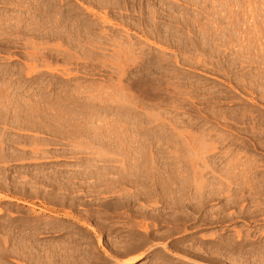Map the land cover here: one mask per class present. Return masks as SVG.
I'll list each match as a JSON object with an SVG mask.
<instances>
[{"label":"rangeland","instance_id":"1","mask_svg":"<svg viewBox=\"0 0 264 264\" xmlns=\"http://www.w3.org/2000/svg\"><path fill=\"white\" fill-rule=\"evenodd\" d=\"M26 1L23 0L24 3ZM28 1L26 4L22 3L25 6L19 7H17V3L0 2V17L4 15V17L12 18L14 16V19L17 17L16 20H18V18L22 19V15H25L22 25H19L20 28L18 27L17 31L7 23L6 26L3 25V30L0 29V136L2 137L0 140L3 142V149L10 151L9 155H12V158L6 163L0 158L2 161V163L0 161V236L1 232L3 234L6 229L11 227L10 223L17 226L18 228L15 229L19 231L20 223L54 219L58 222H65L69 228L77 227V233L71 235L72 231L69 233L65 230L58 234L50 230L49 232L52 233L50 236L48 231H45L44 234L41 229L38 236L35 237L37 241L39 240L38 242L51 239L60 241L67 238L68 235L75 238L76 234L78 236L75 238L76 241L78 240L77 243L81 241L80 244L83 247L86 242V246L88 244L94 246L96 255L98 253L102 256H99L101 259L98 258L101 264H123L124 260L138 256L143 252L148 254V257L138 264L186 263L178 261V257L187 262L194 261L197 264H233L229 260L230 257L241 264H264L262 263L264 256L260 257L259 254H256L258 252H254L256 256L253 254L254 249L264 250V198H262L263 196L259 197L264 195V99H262L264 98V0H123L119 6L115 5L114 0H109L110 4L103 6L96 4L97 0H94L95 2L93 0H58L71 14H79V24L83 25L81 35H79L76 31L78 24L71 20L69 26L66 27L68 30L65 28L66 34L69 33V36L64 38L50 34L54 30L51 23L45 25L34 35H30V33L33 34L32 28H34L33 25H30L33 22L31 16L34 15V11L31 10L36 3L34 0ZM32 3L34 4L30 7ZM27 14L29 15L26 16ZM13 22L15 23V20ZM8 26L10 28H7ZM28 32L30 33L28 34ZM41 32L46 36H42ZM127 48V51L135 48L132 51V53L135 51V56L132 53V58L130 55L128 56L130 53L127 54L124 51ZM123 52L127 54H124L125 58L120 57ZM98 94L100 96H97ZM110 94L111 97H109ZM102 95L104 97L106 95L109 99L107 97L103 99ZM112 95L114 96L112 97ZM60 101L61 103L58 104ZM99 125L103 126L102 130L106 129L105 131L100 130L104 133H102L103 136L108 134L112 138L101 137V132H97ZM110 131L111 133H109ZM112 132L115 135H112ZM100 137L103 139V143L105 141L104 144ZM131 137L132 141H129ZM9 138L13 139L12 143ZM4 139L7 140H5L6 143ZM36 139L38 142L42 139L46 143H38ZM111 139L119 140L117 141L119 145L116 146V143L114 146L116 141L110 142ZM198 139L201 144L200 141L195 142ZM120 140L121 143L125 140L133 144H136L134 141L137 140V149L134 148L136 146L130 147L132 144L129 142L125 144L124 141L121 144ZM141 140L143 143H140ZM8 141L10 142L7 144ZM14 142L15 144H13ZM188 142L197 145L192 144L191 146ZM202 142L204 143L202 144ZM112 143H114L113 147L107 145ZM211 143L215 144L216 150H210L207 153V149H215L212 148ZM187 144L190 146L186 147ZM120 145L121 147H119ZM125 145L130 146L127 148ZM139 146L143 151L145 150L146 157L143 151H140ZM0 147L2 146L0 145ZM97 147L104 149L105 152L108 148L109 153L107 151L105 156L104 151L100 149L103 151V155ZM118 147L119 149L123 147L122 150L118 149L119 153L116 149ZM37 148L40 149V153ZM125 148L129 151L132 148L133 151L129 152ZM0 149L4 152L2 148ZM135 150L137 154L133 153ZM97 151L101 153V157H97L99 156L95 154ZM123 151L125 154L127 153V157ZM39 154L41 155L39 156ZM130 154L131 156L137 155V159L134 157L135 155L131 157ZM142 155L146 161L141 159ZM198 155L199 157H196ZM42 156L44 158H41ZM124 157H129L128 159L131 160L134 158V161L142 160L141 162L145 163L147 166V168H143L145 178L150 173L149 178L144 179L146 184L142 181L137 183L133 179L134 183H131L135 184L134 186L138 184L137 186L140 187L136 186L135 189L132 185L133 189L130 182L125 181L124 183L123 181L125 185L130 184L126 186V189L119 181L118 183L121 185L114 183L118 184L116 188L115 186L109 188L112 186L113 178L126 177L127 170L133 168L130 165L125 167L128 159L125 161ZM233 157L236 159L240 157V159L235 161ZM241 158L244 162L246 161V165H249L252 160L255 162L251 165L255 163L260 165L250 166L249 171L244 167L242 168L244 171L240 169L241 171L238 172L240 175H237L235 168L232 173H236H233V179L236 176L237 181L235 179V183L230 179L228 185L232 184L229 187L227 177L223 178L222 173L224 174L226 170L225 175H227L229 168L231 172L235 166L233 162L230 163L231 159L240 166ZM20 159L21 161H19ZM194 159L197 166L193 165ZM12 160L15 162L13 161V163ZM120 160L123 164L119 162ZM242 160L240 167L245 166ZM4 164L6 165L3 166ZM206 165H209L208 168ZM238 166L236 165L239 171L240 167L238 168ZM253 167L254 169H252ZM121 168H123L124 174ZM136 168L139 167L136 166ZM136 168L129 172H136ZM202 168H204L203 171ZM99 171L102 173L99 174ZM252 171L257 173L260 179L257 175L253 177L255 174L253 175ZM111 172L114 173L111 174ZM241 172H244L243 175ZM151 173L153 174L151 175ZM200 173L202 177H200ZM102 174H106V178L110 179L107 182L111 185L106 183V187L104 186V182L101 180ZM107 174L109 175L107 176ZM154 174L157 176H153ZM195 174L200 178L197 179L198 181H196ZM158 176L164 178H160L161 183L158 181ZM242 176L248 178L247 180L250 176L253 178L251 177L252 179L250 178L249 181L238 178H245ZM152 177L158 178L156 180ZM169 178H172L173 180H171L175 184L166 180ZM255 178L258 179L257 182ZM222 179L227 181H222ZM23 180L25 181L23 182ZM201 180L204 186H200V184L203 185ZM242 180L244 183L239 184L243 182ZM163 181H166L165 185L162 184ZM245 181H247L246 186ZM259 182H262L260 183L262 185H259ZM147 183L149 186L152 184L154 186L148 188ZM225 184L228 186L227 188ZM233 184L235 185L232 186ZM238 184L239 188L236 189ZM252 184L259 185L260 188L252 186ZM221 185L223 190L225 189V196L226 194L227 196L234 195L225 197L223 193H219L222 190ZM250 185L252 188L255 186L256 189L253 190ZM32 186H35V189ZM162 186L166 187L165 189L169 187V189L164 191ZM153 187L154 189L151 190ZM247 187L252 189L251 193ZM36 188L39 190L36 191ZM137 188H143V194ZM144 188L150 191L147 189L145 191ZM258 189L262 191L256 200L252 197L254 195L252 192L258 191ZM171 190L172 192L176 190V193L172 194ZM212 190L215 194L217 192L221 195L216 194L218 195L216 196L211 192ZM236 190L242 191L241 193H244L245 196ZM118 191L121 192V195ZM134 191L136 193H133ZM196 191L197 193H195ZM229 191L230 194H228ZM128 192L129 197L135 194L136 201L133 199L134 197L131 198L134 203L131 202L132 204L125 207L124 203L127 202L126 193ZM146 192H150L151 196ZM137 193L142 194V197ZM181 193L184 194L182 197ZM239 193L242 196L238 195ZM144 194L154 199L151 201V199L145 198ZM159 194L161 195L159 196ZM176 194L177 196H175ZM122 195L126 198H120ZM173 195L172 201L176 199L177 203L173 201L176 205L169 200ZM213 196L218 199L215 198V200ZM197 197L203 198H200L199 202ZM208 197L213 199H209L211 202L208 200L205 203ZM231 197L232 203L237 199L239 201L235 202L238 203H229L231 201L227 199L230 200ZM194 198L201 204H198ZM202 199L204 202L201 201ZM254 199L257 202L253 201L256 205L252 202ZM173 204L175 208H172ZM178 204L182 206L179 207ZM188 206H191L194 211H191V207ZM182 207L184 209L181 210ZM175 211L178 214H175ZM180 216L183 217V220ZM177 217L178 222L173 220ZM81 223L93 225L96 233H90L91 238H89V233L86 234L87 229L83 228ZM141 228L143 229L141 230ZM31 231L33 232V229ZM40 233L41 236H39ZM212 234L214 235L213 242L210 239H205ZM98 236H101L100 244ZM83 237H86L85 240ZM221 240L231 245V247L229 246L230 257L211 254L209 257L206 249H203L204 252L200 251L201 254L198 253L201 258L194 254V248L201 245L207 246L210 242L213 245H218ZM104 249L110 253L109 258ZM184 251L188 253H184ZM162 256L165 260H162ZM12 259L9 261L11 262ZM17 260L22 264L25 261L18 257ZM98 260L96 264L100 263Z\"/></svg>","mask_w":264,"mask_h":264},{"label":"bare ground","instance_id":"2","mask_svg":"<svg viewBox=\"0 0 264 264\" xmlns=\"http://www.w3.org/2000/svg\"><path fill=\"white\" fill-rule=\"evenodd\" d=\"M28 1V0H27ZM26 1V2H27ZM30 1V0H29ZM28 1V2H29ZM35 1V2H34ZM33 2L34 3H36V5L34 6V7H32V10L31 11H34V15L33 16H31L32 17V19L33 20H31V21H33L32 23H31V21L29 22V23H31L30 25H33L34 26V28H32L33 29V34H31L30 32H28V34L30 33V35H34V33H37V32H39L41 29H43V27H45V25H47V24H50L51 23V25H53V29L54 30H52V32L50 33L52 36H59L60 38L62 37V38H64V37H66V36H69V33H67L66 34V30H65V28L66 27H68L69 26V24H70V22H71V20H72V22H76L78 25H76V26H78V27H76V31L78 32V34L79 35H81V30L83 29L82 28V26L79 24L80 23V15L79 14H71V12H69L67 9H65L64 8V5H62V2L61 1H58V0H34ZM81 1H85V0H81ZM94 1V0H93ZM96 1V0H95ZM94 1V2H95ZM123 0H114V3H115V5H117V6H119V5H121V2H122ZM0 2H4V3H9V2H12L13 4H18V6L17 5H14V6H17V7H19V6H22L23 4L22 3H24L23 2V0H0ZM26 2L24 3V4H26ZM31 2H32V0H31ZM113 2V1H112ZM34 3H32L31 5H30V7L34 4ZM100 4V5H109L110 4V2H109V0H97L96 1V4ZM3 4V3H2ZM13 4H11V5H13ZM180 4V3H179ZM10 5V4H9ZM29 5V4H28ZM100 5H98V6H100ZM23 6H25V5H23ZM23 8V7H22ZM70 8V7H69ZM103 10V9H102ZM22 11V10H21ZM78 11V10H77ZM24 12V11H23ZM82 13V12H81ZM29 14H31V13H29ZM29 14H27L26 16H28ZM21 16V15H20ZM19 16V17H20ZM23 17L25 16V15H22ZM22 17V19H24ZM31 17H29V18H31ZM86 18V17H85ZM102 18V17H101ZM17 19V17L14 19V16L11 18V17H9V16H5L4 17V15H3V17H0V29L2 28V30H3V25H5L6 26V23L7 24H9L10 26H12L14 29H15V31H17L16 29L19 27V25H22L21 23H22V19L21 18H18V20H16ZM26 19V18H25ZM104 20H105V18H103ZM15 20V23L13 24L12 23V21H14ZM28 20V19H27ZM30 20V19H29ZM176 20V19H175ZM25 21V20H24ZM25 22H27V21H25ZM82 22H83V20H82ZM24 23V22H23ZM28 24V23H27ZM72 25V24H71ZM11 27V28H12ZM23 27H24V25H23ZM75 27V26H74ZM7 28H10L9 26L7 27ZM12 28V29H13ZM20 28V27H19ZM22 28V27H21ZM31 28V27H30ZM12 29H11V31H12ZM29 29V28H28ZM67 30H68V28H66ZM25 30V29H24ZM208 30V29H207ZM14 31V30H13ZM14 31V32H15ZM48 31V30H47ZM94 31V30H93ZM2 32V31H1ZM202 32V31H201ZM24 33H25V31H24ZM42 33V36H46L45 34H43V32H41ZM200 33V32H199ZM2 34H4L3 32H2ZM26 34V33H25ZM27 34V35H28ZM209 34V33H208ZM228 34V33H227ZM20 35V34H19ZM41 35V34H40ZM48 35V34H47ZM207 35V34H206ZM214 35V34H213ZM69 38V37H68ZM179 38V37H178ZM220 38V37H219ZM224 38V37H223ZM77 39V38H76ZM204 39V38H203ZM249 40V39H248ZM251 41V40H250ZM246 42V41H245ZM201 43V42H200ZM250 43V42H249ZM44 44V43H43ZM198 44V43H197ZM259 45V44H258ZM50 47V46H49ZM133 47V46H132ZM260 47V46H259ZM37 48V47H36ZM35 48V49H36ZM48 48V47H47ZM129 48H130V46H129ZM51 49V48H50ZM57 49V48H56ZM60 49V48H59ZM135 49V48H134ZM134 49H131L130 51H127L128 50V48L127 49H124V51H126V53L128 54V53H130V54H128V56L130 55L131 56V58H132V56L134 55L135 56V54H134V52L132 53V51L134 50ZM258 49V48H257ZM69 51V50H68ZM36 52V51H35ZM35 52H34V54H35ZM122 52V51H121ZM120 52V53H121ZM133 55H132V54ZM39 54V53H38ZM37 54V56H39ZM124 52L122 53V56H121V54H120V57H123L124 56ZM127 54H125V55H127ZM262 54V53H261ZM34 56V55H33ZM32 56V57H33ZM36 56V55H35ZM91 56H93V55H91ZM180 56V55H179ZM31 57V58H32ZM35 58H37V57H35ZM123 58H125V57H123ZM119 59H121V58H119ZM256 59V58H255ZM123 60V59H122ZM245 60V59H244ZM33 61V60H32ZM124 61V60H123ZM189 61V60H188ZM249 62V61H248ZM252 62V61H251ZM157 63V62H156ZM116 64V63H115ZM168 64V63H167ZM246 64V63H245ZM47 65V64H46ZM119 65V64H118ZM186 65V64H185ZM254 65V64H253ZM40 66V65H39ZM120 66V65H119ZM132 66H133V64H132ZM124 67V66H123ZM128 67V66H127ZM158 68V67H157ZM250 69V68H249ZM257 69V68H256ZM121 70V69H120ZM143 70V69H142ZM166 70V69H165ZM175 71V70H174ZM29 72V71H28ZM32 73V72H31ZM35 73V72H34ZM124 73V72H123ZM127 73V72H126ZM123 75H125V74H123ZM155 75V74H154ZM164 75V74H163ZM104 76V75H103ZM69 77V76H68ZM153 77V76H152ZM107 78V77H106ZM120 78V77H119ZM160 78V77H159ZM248 78V77H247ZM120 79H122V78H120ZM135 79V78H134ZM138 80V79H137ZM146 80V79H145ZM48 81V80H47ZM79 81V80H78ZM135 81V80H134ZM141 81V80H140ZM58 82V81H57ZM112 82V81H111ZM175 82V81H174ZM241 82V81H240ZM249 82V81H248ZM12 83V82H11ZM146 85V84H145ZM163 85V84H162ZM169 85V84H168ZM47 86V85H46ZM120 86H121V84H120ZM119 86V87H120ZM147 86V85H146ZM161 86V85H160ZM169 87V86H168ZM247 87V86H246ZM245 87V88H246ZM8 88V87H7ZM140 88V87H139ZM253 88V87H252ZM45 89V88H44ZM67 89V88H66ZM82 89V88H81ZM109 89V88H108ZM147 89V88H146ZM169 89V88H168ZM182 89V88H181ZM54 90V89H53ZM107 90V89H106ZM130 90V89H129ZM151 90V89H150ZM170 90V89H169ZM174 90V89H173ZM183 90V89H182ZM247 90V89H246ZM109 91V90H108ZM116 91H118V90H116ZM149 91V90H148ZM250 91V90H249ZM86 92V91H85ZM125 92V91H124ZM179 92V91H178ZM4 93V92H3ZM104 93V92H103ZM120 93V92H119ZM134 93V92H133ZM140 93V92H139ZM206 93V92H205ZM208 93V92H207ZM77 94V93H76ZM109 94V93H108ZM113 94V93H112ZM144 94V93H143ZM154 94V93H153ZM6 95H7V93H6ZM10 95V94H9ZM127 95V94H126ZM128 95H130V94H128ZM186 95V94H185ZM264 95V94H263ZM97 96H100L99 94L97 95ZM103 96V95H102ZM109 96V95H108ZM114 95H112V97H113ZM118 96V95H117ZM121 96V95H120ZM119 96V97H120ZM146 96V95H145ZM188 96V95H187ZM24 97V96H23ZM37 97V96H36ZM77 97V96H76ZM106 95H105V97L103 96V99L105 98L106 99ZM109 97H111V94H110V96ZM109 97H107V99H109ZM129 97V96H128ZM127 97V98H128ZM137 97V96H136ZM100 98H102V97H100ZM99 98V99H100ZM116 98V97H115ZM121 98V97H120ZM189 98V97H188ZM194 98V97H193ZM216 98V97H215ZM262 98V97H261ZM53 99V98H52ZM94 99V98H93ZM102 99V100H103ZM139 99H141V98H139ZM211 99V98H210ZM262 99H264V98H262ZM261 99V100H262ZM70 100V99H69ZM198 100V99H197ZM37 101V100H36ZM88 101V100H87ZM105 101V100H104ZM116 101V100H115ZM172 101V100H171ZM263 101V100H262ZM73 102V101H72ZM99 102H100V100H99ZM212 102V101H211ZM258 102V101H257ZM7 103V102H6ZM58 103V102H57ZM61 103V101L58 103V104H60ZM88 103V102H87ZM110 103V102H109ZM112 103V102H111ZM115 103V102H114ZM127 103V102H126ZM55 104V103H54ZM129 104V103H128ZM11 105V104H10ZM27 105V104H26ZM51 105V104H50ZM64 105V104H63ZM77 105V104H76ZM103 105V104H102ZM115 105H117V104H115ZM110 106V105H109ZM131 106V105H130ZM129 106V107H130ZM138 106V105H137ZM149 106V105H148ZM169 106V105H168ZM90 107V106H89ZM108 107V106H107ZM120 107V106H119ZM62 108V107H61ZM132 108V107H131ZM66 109V108H65ZM83 109V108H82ZM99 109V108H98ZM109 109V108H108ZM108 109H106V110H108ZM123 109V108H122ZM145 109V108H144ZM92 110V109H91ZM131 110V109H130ZM248 110V109H247ZM9 111V110H8ZM103 111V110H102ZM142 111V110H141ZM239 111V110H238ZM40 112V111H39ZM51 112V111H50ZM96 112V111H95ZM100 112V111H99ZM221 112V111H220ZM233 112V111H232ZM106 113V112H105ZM115 113V112H114ZM149 113V112H148ZM22 114V113H21ZM116 114V113H115ZM126 114V113H125ZM136 114V113H135ZM169 114V113H168ZM5 115V114H4ZM57 115V114H56ZM55 115V116H56ZM92 115V114H91ZM98 115V114H97ZM100 115V114H99ZM106 115V114H105ZM111 115H113V114H111ZM132 115V114H131ZM145 115V114H144ZM214 115V114H213ZM84 116V115H83ZM242 116V115H241ZM4 117V116H3ZM33 117V116H32ZM104 117V116H103ZM106 117V116H105ZM108 117V116H107ZM106 117V118H107ZM142 117V116H141ZM152 117V116H151ZM163 117V116H162ZM102 118V117H101ZM111 118V117H110ZM114 118V117H113ZM40 119V118H39ZM86 119V118H85ZM100 119V118H99ZM214 119V118H213ZM33 120V119H32ZM116 120V119H115ZM224 120V119H223ZM232 120V119H231ZM65 121V120H64ZM84 121V120H83ZM129 121V120H128ZM160 121V120H159ZM169 121V120H168ZM5 122V121H4ZM58 122V121H57ZM103 122H104V120H103ZM107 122V121H106ZM115 122V121H114ZM173 122V121H172ZM219 122V121H218ZM33 123V122H32ZM74 123V122H73ZM138 123V122H137ZM220 123V122H219ZM10 124H11V122H10ZM64 124V123H63ZM89 124V123H88ZM87 124V125H88ZM163 124V123H162ZM38 125V124H37ZM67 125V124H66ZM69 125V124H68ZM96 125V124H95ZM105 125H106V123H105ZM227 125V124H226ZM262 125V124H261ZM20 126H21V124H20ZM76 126V125H75ZM75 126H73V127H75ZM83 126V125H82ZM93 126V125H92ZM100 127H99V130L97 131V132H101V131H105L106 129H105V127H104V129L105 130H102V128H103V126H101V125H99ZM158 126V125H157ZM176 126V125H175ZM6 127V126H5ZM9 127V126H8ZM26 127V126H25ZM98 127V126H97ZM102 127V128H101ZM118 127V126H117ZM126 127V126H125ZM133 127V126H132ZM28 128V127H27ZM47 128V127H46ZM112 128V127H111ZM110 128V129H111ZM115 128V127H114ZM160 128V127H159ZM254 128V127H253ZM21 129V128H20ZM51 129V128H50ZM59 129V128H58ZM78 129V128H77ZM90 129V128H89ZM92 129H94L93 127H92ZM116 129H118V128H116ZM165 129V128H164ZM23 130H25V129H23ZM56 130V129H55ZM71 130V129H70ZM81 130V129H80ZM95 130H96V127H95ZM95 130H93V131H95ZM101 130V131H100ZM140 130V129H139ZM145 130V129H144ZM189 130V129H188ZM253 130V129H252ZM258 130V129H257ZM27 131V130H26ZM58 131V130H57ZM89 131V130H88ZM111 131H113V130H111ZM111 131L109 132V133H111ZM116 131V130H115ZM161 131V130H160ZM176 131V130H175ZM183 131V130H182ZM78 132V131H77ZM97 132H95V133H97ZM108 132V131H107ZM117 132V131H116ZM115 132V133H116ZM119 132H120V130H119ZM163 132V131H162ZM94 133V132H93ZM92 133V134H93ZM103 132H101V135H100V133H99V135L101 136V137H103L104 138V136H108V134L107 135H104L103 136V134H102ZM121 133V132H120ZM139 133V132H138ZM186 133V132H185ZM73 134V133H72ZM142 134V133H141ZM156 134V133H155ZM178 134H179V132H178ZM181 134V133H180ZM184 134V133H183ZM254 134V133H253ZM90 135V134H89ZM112 135H115V134H113V132H112ZM137 135V134H136ZM188 135V134H187ZM186 135V136H187ZM96 136H98V135H96ZM95 136V137H96ZM116 136H119V135H116ZM133 136V135H132ZM184 136V135H183ZM200 136V135H199ZM219 136V135H218ZM264 136V135H263ZM1 137V136H0ZM4 137V136H3ZM71 137V136H70ZM89 137V136H88ZM100 137V138H101ZM108 137H111V135L110 136H108ZM115 137V136H114ZM135 137V136H134ZM146 137V136H145ZM150 137V136H149ZM172 137V136H171ZM179 137V136H178ZM216 137V136H215ZM255 137V136H254ZM2 138V137H1ZM106 138V137H105ZM112 138V137H111ZM140 138V137H139ZM143 138V137H142ZM181 138H182V136H181ZM188 138V137H187ZM191 138H192V136H191ZM220 138V137H219ZM10 139V138H9ZM91 139V138H90ZM118 139V138H117ZM120 139H121V137H120ZM217 139V138H216ZM6 139H4V141H5ZM7 140H8V138H7ZM6 140V141H7ZM34 141H35V139H33ZM32 140V141H33ZM37 140V139H36ZM107 140H108V138H107ZM112 140L115 142V144L114 143H112V144H107V145H109L110 147H113V144H114V146L116 145V143H117V141H119V140H116V139H111V140H109L110 142H112ZM122 140V139H121ZM121 140H120V143H121ZM138 140V139H137ZM137 140L136 141H134L136 144H133L132 142H129V141H132V137H131V140H129L128 142H129V144L131 143L132 144V146H130V145H125V147H134V146H136V147H134V148H136L137 149ZM182 140V139H181ZM195 140H196V138H195ZM6 141H5V143H6ZM11 141V142H10ZM10 141H8L7 142V144L10 142V143H12L13 142V139L11 140L10 139ZM40 141V140H39ZM55 141V140H54ZM103 141V139L101 138V142ZM125 141V140H124ZM123 141V142H124ZM192 141V140H191ZM200 141V139H198V141H195V142H199ZM201 141H202V138H201ZM201 141L199 142L200 144H201ZM204 141V140H203ZM206 141H207V139H206ZM17 142V141H16ZM36 142H38V140L36 141ZM40 142H44V141H42V139H41V141ZM40 142H38V143H40ZM100 142V141H99ZM123 142L121 143V144H123ZM127 141H125V144H127L126 143ZM142 142V140L140 141V143ZM184 142V141H183ZM219 142V141H218ZM25 143V142H24ZM35 143V142H34ZM46 143V141L43 143V144H45ZM78 143V142H77ZM103 143V142H102ZM104 143H105V141H104ZM103 143V144H104ZM139 143V145H141ZM143 143V142H142ZM152 143V142H151ZM189 143V142H188ZM204 142H202V144H203ZM214 143V142H213ZM216 143V142H215ZM224 143V142H223ZM3 142H2V140H0V145L2 146V147H0V148H2L3 149ZM6 144V145H7ZM13 144H15V142L13 143ZM21 144H22V142H21ZM31 144V143H30ZM97 144V143H96ZM102 144V145H103ZM170 144V143H169ZM175 144V143H174ZM189 144H191V146H192V144L193 145H195L194 143H189ZM9 145H11V144H9ZM8 145V146H9ZM79 145V144H78ZM86 145V144H85ZM119 145V143H117V145L116 146H118ZM144 145V144H143ZM142 145V146H143ZM178 145V144H177ZM197 145V144H196ZM199 145V144H198ZM211 145H212V148L214 147L215 149H211L210 147V149H207L206 150V152L208 153V152H210V150H216V147L214 146L215 144H212L211 143ZM217 145V144H216ZM233 145V144H232ZM244 145V144H243ZM71 146V145H70ZM100 146V145H99ZM105 146V145H104ZM104 146H103V148H104ZM123 146V145H122ZM145 146V145H144ZM144 146H143V148H144ZM180 146V145H179ZM190 145H188L187 144V146L186 147H189ZM248 146V145H247ZM6 147V146H5ZM10 147V146H9ZM96 147V146H95ZM119 147H121V145L119 146ZM119 147L118 148H116L117 149V151H118V149H119ZM140 147V146H139ZM138 147V148H139ZM146 147V146H145ZM203 147V146H202ZM256 147V146H255ZM26 148V147H25ZM93 148V147H92ZM98 149H99V151H104V153H105V156H106V152L108 151V148H106V152H105V150L104 149H102V148H99V147H97ZM123 148V147H122ZM122 148L121 149H119V150H122ZM132 148H131V150H132ZM141 148V147H140ZM157 148V147H156ZM200 148V147H199ZM24 149V148H23ZM27 149V148H26ZM38 149V148H37ZM37 149H35V150H37ZM79 149V148H78ZM89 149V148H88ZM100 149H102V150H100ZM115 148H114V152H115V150H116ZM130 149V148H129ZM145 149V148H144ZM166 149V148H165ZM196 149V148H195ZM202 149V148H201ZM4 150V152H2L1 151V149H0V151H1V153H0V158L1 159H3V161H5V163L8 161V160H10L11 158H12V155H9L10 153V151H7L6 149H3ZM9 150V149H8ZM12 150V149H11ZM28 150V149H27ZM29 150H30V148H29ZM39 150L40 149H38V152H39ZM93 150H95V149H93ZM111 150V149H110ZM124 150V149H123ZM125 150H128V149H126L125 148ZM131 150L129 151V152H131ZM143 151V149L141 148L140 149V151ZM188 150V149H187ZM194 150V149H193ZM103 151L101 152V153H103ZM127 151V152H128ZM133 151V150H132ZM151 151V150H150ZM202 151V150H201ZM34 152V151H33ZM33 152H32V154H33ZM113 152V151H112ZM113 152V154H114V156H116L115 155V153ZM120 152H122V151H120ZM144 152H145V150L143 151V154H144ZM185 152V151H184ZM31 153V152H30ZM40 153V152H39ZM101 153H98V151H97V153H95V154H98L99 156H97V157H101ZM104 153H103V155H104ZM108 153H109V151H108ZM117 153H119V151L117 152ZM123 153H124V151H123ZM133 153H136V150H135V152H133ZM132 153V154H133ZM141 154H142V152H140ZM146 153V152H145ZM193 153V152H192ZM213 153V152H212ZM225 153H226V151H225ZM264 153V152H263ZM31 154V155H32ZM41 154H43V152H41ZM41 154H39V156L41 155ZM44 154H45V152H44ZM73 154V153H72ZM94 154V155H95ZM113 154H111V155H113ZM125 154V153H124ZM127 154V153H126ZM125 154V157H127V155ZM137 154V153H136ZM139 154V153H138ZM227 154V153H226ZM236 154V153H235ZM79 155V154H78ZM135 155V154H134ZM134 155H132V156H134ZM140 155V154H139ZM145 155V154H144ZM186 155V154H185ZM242 155V154H241ZM36 156V155H35ZM81 156V155H80ZM96 156V155H95ZM104 156V157H105ZM129 156V155H128ZM130 156H131V154H130ZM129 156V157H130ZM131 156V157H132ZM136 156L137 155H135L134 157L136 158ZM178 156V155H177ZM188 156V155H187ZM15 157V156H14ZM21 157H23V156H21ZM20 157V158H21ZM38 157V156H37ZM124 157V158H125ZM128 157V158H129ZM145 157H146V155H145ZM176 157V156H175ZM193 157V156H192ZM196 157H199V155L198 156H196ZM200 157H201V155H200ZM218 157V156H217ZM17 158V157H16ZM18 158H19V156H18ZM17 158V159H18ZM32 158H33V155H32ZM39 158V157H38ZM41 158H44L43 156L41 157ZM88 158V157H87ZM128 158H125V161H126V159H128ZM144 159V157H143V155L141 156V159ZM191 158V157H190ZM202 158V157H201ZM206 158V157H205ZM240 159V157H237V159ZM244 158V157H243ZM16 159V160H17ZM34 159V158H33ZM137 159V158H136ZM138 159H140L139 157H138ZM142 159V160H143ZM154 159H155V157H154ZM186 159V158H185ZM198 159V158H197ZM233 159L236 161L237 159L236 158H234L233 157ZM253 159V158H252ZM251 159V160H252ZM22 160H23V158H22ZM98 160V159H97ZM114 160V159H113ZM112 160V161H113ZM116 160V159H115ZM114 160V161H115ZM129 160V161H128ZM127 160V162H126V168H127V165H130L131 167H133L132 168V170L131 171H134V169L136 168V166H138L139 168H136L137 170H135L136 172H129L130 170L128 169H126L125 168V170H127L128 172V174H127V176L126 177H124L123 176V174H124V171H123V168H121V171L123 172V174H122V176H123V178H120V179H118V178H116V179H114L113 178V180H112V186H109V188L110 187H114L115 186V188H116V185H118V184H120L121 185V183H118L119 181L120 182H122V186L124 185V187L126 188V186L127 185H130L131 184V186L133 185L132 183H134L133 182V179L134 180H136V182L138 183V182H141L142 181V183L144 182V179H146L147 180V178H149V174L146 176V178H145V170L143 169L144 167H146L147 168V166H145V163L144 162H141L142 160H140V161H138V160H135L134 161V158H132V160H133V162H132V160L131 159H128ZM145 161H146V158L144 159ZM143 160V161H144ZM150 160V159H149ZM157 160V159H156ZM187 160V159H186ZM199 160H201L200 158H199ZM211 160V159H210ZM223 160V159H222ZM234 160L232 161V159H231V161H230V163L231 162H233L234 164H235V166L231 169V172H230V168H229V173L227 172V175H225L226 174V170H225V172H224V174L222 173V176H223V178H225L224 176H226L227 178V180H225V179H222V181H227V185L230 183V179L231 180H233V181H235V179H236V176H235V179H233V177H234V174H236L237 173V175H240V174H238V172H240L241 170L240 169H242V168H244L245 170H248L249 171V169L251 168L250 166H254V165H251L252 163H254L255 162V160H252V162L250 161V164L249 165H246V161L244 162L243 160H242V158H241V160L244 162V165L245 166H243V167H240V166H242V164H241V160H239L240 161V166H238V164H236L235 162H234ZM247 160V161H248ZM1 161V160H0ZM14 160H12V162H13ZM18 161V160H17ZM19 161H21V159L19 160ZM111 161V160H110ZM123 162H124V159L122 160ZM154 161V160H153ZM169 161V160H168ZM190 161V160H189ZM217 161V160H216ZM249 161H248V163H249ZM12 162H10V163H12ZM15 162V161H14ZM13 162V163H14ZM82 162V161H81ZM117 162V161H116ZM119 162H121V160L119 161ZM149 162V161H148ZM193 162V161H192ZM202 162V161H201ZM242 162V163H243ZM1 163H2V161H1ZM122 163V162H121ZM191 163V162H190ZM208 163V162H207ZM230 163H229V165H230ZM239 163V162H238ZM247 163V164H248ZM123 164V163H122ZM196 163H195V159H194V164L193 165H195ZM221 164V163H220ZM234 164H231V165H234ZM6 164H4L3 166H5ZM88 165V167H89V164H87ZM92 165V164H91ZM90 165V166H91ZM106 165H108V164H106ZM146 165H148V164H146ZM154 165V164H153ZM192 164H191V166H193ZM210 165V164H209ZM209 165H206L207 166V168H208V166ZM218 165V164H217ZM236 165L238 166V168H239V171H238V169H237V167H236ZM256 165H258V163L256 164ZM260 165V164H259ZM258 165V166H259ZM124 166V165H123ZM130 166H129V168H130ZM183 166V165H182ZM195 166H197V164L195 165ZM121 167V166H120ZM169 167V166H168ZM230 167V166H229ZM255 167V166H254ZM254 167L252 168V169H254ZM91 168H92V166H91ZM197 168V167H196ZM206 168V169H207ZM223 168V167H222ZM227 168H228V165H227ZM226 168V169H227ZM237 170H236V169ZM257 168V167H256ZM78 169V168H77ZM86 169V168H85ZM115 169V168H114ZM113 169V170H114ZM120 169V168H119ZM215 169V168H214ZM235 169V171H236V173H232V171ZM244 169H242L243 171H244ZM257 169H259V168H257ZM102 170V169H101ZM110 170V169H109ZM108 170V171H109ZM112 170V169H111ZM110 170V171H111ZM196 171H197V169H195ZM200 169H198V171H199ZM202 171L204 170V168H202L201 169ZM200 170V171H201ZM210 170H211V168H210ZM91 171V170H90ZM89 171V172H90ZM107 171V172H108ZM116 171H117V169H116ZM193 171V170H192ZM196 171H194L195 173H196ZM251 171V170H250ZM57 172V171H56ZM88 172V171H87ZM106 172V171H105ZM115 172V171H114ZM114 172H111V174L112 173H114ZM247 172V171H246ZM257 172V171H256ZM258 172H259V170H258ZM93 173V172H92ZM99 174H101L102 173V171H101V173H100V171L98 172ZM104 173V172H103ZM110 173V172H109ZM117 173H119V172H117ZM121 173V172H120ZM146 173H147V171H146ZM167 173H169V172H167ZM166 173V174H167ZM181 173V172H180ZM198 173V172H197ZM243 173L244 172H241V174L243 175ZM248 173V172H247ZM246 173V174H247ZM250 173V172H249ZM252 173H253V175L255 174V172L254 171H252ZM45 174V173H44ZM153 173H151V175H152ZM179 174V173H178ZM203 174V173H202ZM88 175V174H87ZM103 176H102V178H101V180H102V182H104V186L106 187V183L108 184V182L107 181H109L110 179H107L106 178V174H102ZM109 174H107V176H108ZM114 175V174H113ZM115 175H119V174H115ZM121 175V174H120ZM150 175V176H151ZM159 175V174H158ZM162 175V174H161ZM177 175V174H176ZM185 175V174H184ZM198 175H199V173H198ZM197 174H195V176H197V178H196V181H198L197 179H200V178H198L199 176H198ZM250 175H252V174H250ZM256 175H257V173L255 174V176H253V177H256ZM72 176V175H71ZM98 177H99V175H97ZM96 176V177H97ZM153 176H157V175H153ZM162 176H165V175H162ZM162 176H158L159 177V180L158 181H160V178L161 179H164V178H162ZM169 176V175H168ZM171 177H172V174L170 175ZM183 176V175H182ZM194 176V175H193ZM205 176V175H204ZM221 176V175H220ZM258 176V175H257ZM1 177H2V175H1ZM115 177V176H114ZM117 177V176H116ZM121 177V176H120ZM158 177H156V178H158ZM166 177V176H165ZM174 177H176L175 175H174ZM173 177V178H174ZM200 177H202L201 176V173H200ZM242 177H245V176H242ZM248 177V176H247ZM252 176H250V178H251ZM252 177V178H253ZM259 177V176H258ZM27 178V177H26ZM125 178V179H124ZM151 178V177H150ZM152 178H155V177H152ZM155 178V179H156ZM168 178V177H167ZM184 178V177H183ZM239 179H246V177L245 178H241V177H238ZM250 178H249V180H250ZM251 178V179H252ZM35 179H37V178H35ZM61 179V178H60ZM59 179V180H60ZM172 179V178H171ZM170 178L169 179H166L167 181L169 180L170 182H173L172 180H171ZM179 179V178H178ZM178 179H177V182H179L178 181ZM192 179H194V178H192ZM202 179V178H201ZM208 179V178H207ZM248 179V178H247ZM246 179V180H247ZM258 179H260V177L258 178ZM258 179H256L255 178V180H256V182L258 181ZM39 180V179H38ZM57 180V179H56ZM148 180H150V179H148ZM157 180V179H156ZM249 180H247V181H249ZM25 180H23V182H24ZM63 181V180H62ZM106 181V182H105ZM123 181H124V183H125V181L126 182H130V184H123ZM151 181H153V180H151ZM157 181V182H158ZM162 181V180H161ZM161 181L159 182V183H161ZM193 181H195V179L193 180ZM202 181V180H201ZM209 181V180H208ZM216 181V180H215ZM236 181H237V179H236ZM236 181H235V183H236ZM243 181V180H242ZM247 181H245V186H246V182ZM254 181V180H253ZM253 181H250V182H253ZM260 181V180H259ZM264 181V180H263ZM262 181V182H263ZM30 182V181H29ZM64 182V181H63ZM98 182H99V178H98ZM132 182V183H131ZM155 182V181H154ZM164 182V181H163ZM162 182V184H164L165 185V182L163 183ZM175 182H176V180H175ZM188 182V181H187ZM206 182V181H205ZM229 182V183H228ZM232 182V181H231ZM262 182H259V185H262V184H260V183H262ZM114 183H118V184H114ZM153 183V182H152ZM167 183H169V182H167ZM174 183V182H173ZM185 183H186V181H185ZM201 183H203V181L201 182ZM234 183V182H233ZM237 183H239V182H237ZM241 183H244V181L243 182H240L239 184H241ZM249 183V182H248ZM264 183V182H263ZM42 184V183H41ZM95 184H97V183H95ZM100 184V183H99ZM144 184H146V182H144ZM148 184V188L150 187H152V185H150L149 186V183H147ZM154 184H156V182L154 183ZM172 184V183H171ZM175 184V183H174ZM173 184V185H174ZM199 184V183H198ZM232 184V183H231ZM231 184H230V186L229 187H231ZM239 184H238V186L236 187V189L237 188H239ZM251 184V183H250ZM34 185V184H33ZM50 185V184H49ZM69 185V184H68ZM92 185V184H91ZM101 185V184H100ZM108 185H111V184H108ZM120 185H119V190H120ZM135 185V184H134ZM133 185V186H134ZM138 185V184H137ZM136 185V186H137ZM161 185V184H160ZM168 185V184H167ZM170 185V184H169ZM186 185H187V183H186ZM185 185V186H186ZM189 185V184H188ZM217 185H219V184H217ZM223 185V184H222ZM222 185H221V187H222ZM235 184H233L232 186H234ZM244 185V184H243ZM247 185H249V184H247ZM253 185H255V184H252V186ZM258 185V184H257ZM258 185V186H259ZM36 186V185H35ZM34 186V187H35ZM65 186V185H64ZM70 186V185H69ZM133 186H132V188H133ZM136 186H134L135 187V189H136ZM144 186V185H143ZM147 186V185H146ZM154 186V185H153ZM157 186H159L158 184H157ZM157 186H155V187H157ZM199 186V185H198ZM200 186H204V183H203V185H201L200 184ZM216 186V185H215ZM220 186V185H219ZM224 186V185H223ZM225 186H226V184H225ZM228 186H226V188L228 187ZM251 186V185H250ZM252 186H251V188H252ZM256 186V185H255ZM255 186H254V188H255ZM258 186H256L257 188H258ZM264 186V185H263ZM22 187V186H21ZM33 187V186H32ZM33 187V188H34ZM38 187V186H37ZM41 187V186H40ZM99 187V186H98ZM137 187H140V186H137ZM141 187H142V185H141ZM145 187V186H144ZM160 187V186H159ZM163 187V186H162ZM172 187V186H171ZM192 187V186H191ZM210 187V186H209ZM214 187V186H213ZM241 187H242V185H241ZM244 187V186H243ZM74 188V187H73ZM124 188V189H125ZM164 188V187H163ZM166 188V187H165ZM164 188V191L165 190H167V189H169V187L167 188V189H165ZM173 188V187H172ZM180 188V187H179ZM202 188V187H201ZM233 188V187H232ZM254 188H252L253 190H255ZM259 188H260V186H259ZM35 189V188H34ZM37 189L38 188H36V191H37ZM70 189V188H69ZM72 189V188H71ZM96 189V188H95ZM103 189V188H102ZM123 189V190H124ZM127 189V188H126ZM134 189V188H133ZM137 189H139V188H137ZM145 189H147V188H144V190ZM154 189V187L151 189V190H153ZM157 189H158V187H157ZM174 189V188H173ZM218 189V188H217ZM247 189H250L249 187H247ZM252 189H250L249 190V192L252 190ZM263 189V188H262ZM31 190V189H30ZM39 190V189H38ZM74 190V189H73ZM111 190H113V189H111ZM110 190V191H111ZM116 190V189H115ZM114 190V191H115ZM122 190V189H121ZM139 190H143V188L142 189H139ZM147 190H149V189H147ZM147 190H145V191H147ZM26 191V190H25ZM34 191V190H33ZM68 191V190H67ZM113 191V193L115 194V192ZM127 191V190H126ZM125 191V192H126ZM130 191V190H129ZM145 191H144V193H145ZM150 191V190H149ZM155 191V190H154ZM158 191V190H157ZM156 191V192H157ZM163 191V190H162ZM169 191V190H168ZM176 190H174V192H175ZM215 192H216V190H214ZM225 191V189L223 190V187H222V190L219 192V193H223V196H225L224 195V192ZM232 191V190H231ZM236 191H240V190H236ZM235 191V192H236ZM245 191H247V190H245ZM260 193H259V192ZM258 191H255V192H252L254 195L252 196V194H251V196L253 197V198H255L256 200H257V198L256 197H258L259 196V194H261V191L258 189ZM35 192V191H34ZM125 192H124V194H125ZM131 192V191H130ZM138 192V191H137ZM140 192V191H139ZM159 192H160V190H159ZM158 192V193H159ZM167 192V191H166ZM171 192H172V190H171ZM174 192H172V194L174 193ZM177 192H179V191H177ZM194 192V191H193ZM202 192V191H201ZM211 192H213V190L211 191ZM226 192H227V190H226ZM234 192V191H233ZM232 192V193H233ZM242 191H240V193H241ZM50 193V192H49ZM75 193V192H74ZM118 193H119V191H118ZM123 193V192H122ZM133 193H136L135 191L133 192ZM132 193V194H133ZM142 194H143V191L141 192ZM146 193H150V192H146ZM153 193V192H152ZM161 193V192H160ZM176 193V192H175ZM195 193H197V191L195 192ZM219 193H217L216 192V194H219ZM238 194V195H241V194H244V193H241V194ZM246 193H248V191L246 192ZM251 193V192H250ZM250 193H249V195H250ZM39 194V193H38ZM104 194V193H103ZM117 194V193H116ZM120 195H121V192L119 193ZM129 192L128 193H126V197H127V202L126 203H124V206L125 207H128L130 204H132L131 202H133V200L131 199V198H133L134 197V195L135 194H133V196L132 197H129ZM138 194V193H137ZM142 194H140L141 195V197H142ZM165 194V193H164ZM178 194V193H177ZM177 194L175 195V196H177ZM182 194V193H181ZM212 194V193H211ZM213 194H215L214 192H213ZM215 194V195H216ZM221 194H219V195H221ZM228 194H230V191L228 192ZM65 195H66V193H65ZM75 195V194H74ZM139 194H138V196H140ZM145 195V198H149V197H147V194H144ZM153 195V194H152ZM154 195H155V193H154ZM157 195V194H156ZM161 194H159V196H160ZM168 195V194H167ZM170 195V194H169ZM180 195V194H179ZM184 194H182L181 195V197L183 196ZM195 195V194H194ZM207 195H210V194H207ZM232 195H234V194H232ZM232 195H228L229 197L230 196H232ZM237 195V194H236ZM119 196V195H118ZM124 195H122V197H120V198H123V199H125L124 197H123ZM137 196V197H138ZM149 196H151V193L149 194ZM171 196V195H170ZM212 196V195H211ZM216 196H218V195H216ZM215 196V198H217L218 199V197H216ZM227 196V194H226V196L225 197H228ZM242 196V195H241ZM244 196H245V194H244ZM247 196H248V194H247ZM261 196H263L262 198H264V195L262 194V195H260L259 197L261 198ZM59 197V196H58ZM113 197V196H112ZM155 197V196H154ZM186 197V196H185ZM190 197V196H189ZM192 197H195V196H192ZM220 197H222V196H220ZM236 197V196H235ZM237 197H239V196H237ZM236 197V198H237ZM7 198V197H6ZM115 198V197H114ZM119 198V197H118ZM139 198V197H138ZM137 198V199H138ZM144 198V200H146ZM170 198V197H169ZM174 198V195H173V197L172 198H170L169 200H171L172 201V199ZM198 198V200L200 199V198H203V197H197ZM211 198V197H210ZM209 197H208V199H206L207 201L205 202V203H207L208 202V200L210 199ZM213 198H214V196H213ZM212 198V199H213ZM214 198V199H215ZM241 198H244V197H241ZM248 198V197H247ZM79 199V198H78ZM85 199V198H84ZM133 199H135V201H136V196L133 198ZM143 199V198H142ZM149 199H151V201L154 199H152V198H149ZM181 199V198H180ZM205 199V198H204ZM212 199H210V200H212ZM232 197L230 198V200H229V198L227 199L228 201H231V202H229V203H232ZM250 199H251V197H250ZM255 199L254 200H252V202L253 201H255ZM11 200H13V199H11ZM48 200V199H47ZM141 200V199H140ZM193 200V199H192ZM194 200L196 201V199L194 198ZM209 200V201H210ZM216 200V199H215ZM235 200V199H234ZM238 200V199H237ZM237 200H235V201H237ZM60 201V200H59ZM94 201V200H93ZM122 201V200H121ZM137 201H139V200H137ZM164 201V200H163ZM173 201H175L176 202V199L175 200H173ZM172 201V203H175V202H173ZM178 201V200H177ZM201 201H203V199L201 200ZM234 201V202H235ZM239 201V200H238ZM240 201H242V200H240ZM245 201H246V199H245ZM248 201V200H247ZM249 201H251V200H249ZM261 201V200H260ZM260 201H258V202H260ZM21 202V201H20ZM51 202V201H50ZM75 202V201H74ZM147 202H149V201H147ZM188 202V201H187ZM193 202V201H192ZM196 202H198V201H196ZM199 202H200V200H199ZM198 202V204H201V203H199ZM204 202V201H203ZM211 202V201H210ZM233 202V203H234ZM256 202V201H255ZM134 203V202H133ZM136 203V202H135ZM162 203V202H161ZM177 203V202H176ZM176 203H175V205H176ZM181 203H183L182 201H181ZM232 203V204H233ZM235 203H238V202H235ZM254 203V202H253ZM257 203V202H256ZM86 204V203H85ZM190 204V203H189ZM188 204V205H189ZM192 204V203H191ZM194 204H196L197 205V203H195L194 202ZM203 205H205L204 203H202ZM227 204H228V202H227ZM255 204V203H254ZM174 205V204H173ZM175 205L172 207V208H175ZM179 205V207H181L182 205H180V204H178ZM177 205V206H178ZM193 205V204H192ZM235 205V204H234ZM256 205V204H255ZM259 205V204H258ZM149 206V205H148ZM159 206V205H158ZM202 206V205H201ZM207 206V205H206ZM71 207V206H70ZM116 207V206H115ZM189 207V206H188ZM187 207V208H188ZM191 207V206H190ZM189 207V208H190ZM195 205H194V209H195ZM221 207V206H220ZM36 208V207H35ZM245 208V207H244ZM151 209V208H150ZM171 209V208H170ZM181 210L182 209H184L183 207L182 208H180ZM202 209V208H201ZM116 210V209H115ZM172 210V209H171ZM175 210V209H174ZM190 210L191 211H194V210H192V207L190 208ZM189 210V211H190ZM196 210V209H195ZM122 211V210H121ZM177 211H178V208H177ZM177 211H175V214H178L177 213ZM259 211H260V209H259ZM138 212H140V211H138ZM174 212V211H173ZM216 212V211H215ZM172 213V212H171ZM179 213H181V212H179ZM182 213H184L183 211H182ZM181 213V214H182ZM261 213H263V212H261ZM95 214V213H94ZM264 214V213H263ZM88 215V214H87ZM100 215V214H99ZM119 215V214H118ZM232 215V214H231ZM230 215V216H231ZM26 216V215H25ZM89 216V215H88ZM177 216V215H176ZM224 216V215H223ZM20 217V216H19ZM129 217V216H128ZM174 217V216H173ZM181 218H182V220H183V217L182 216H180ZM187 217V216H186ZM219 217V216H218ZM259 217V216H258ZM15 218V217H14ZM81 218V217H80ZM91 218V217H90ZM144 218V217H143ZM216 218V217H215ZM128 219V218H127ZM156 219H157V217H156ZM170 219V218H169ZM172 219V218H171ZM176 220V222H178L177 221V219H178V217L177 218H173V220ZM250 219V218H249ZM85 220V219H84ZM172 220V221H173ZM180 221H181V219H179ZM220 220V219H219ZM247 220V219H246ZM95 221V220H94ZM171 221V220H170ZM212 221H213V219H212ZM249 221V220H248ZM7 222V221H6ZM9 222V221H8ZM77 222H79L78 220H77ZM187 222V221H186ZM191 222V221H190ZM202 222V221H201ZM224 222V221H223ZM1 223V222H0ZM80 223V222H79ZM7 224V223H6ZM5 224V225H6ZM105 224V223H104ZM146 224V223H145ZM181 224V223H180ZM202 224V223H201ZM214 224V223H213ZM1 225V224H0ZM9 225H11V227L9 228V229H6V231H4L3 232V234H2V232H1V236H0V264H22V263H20L18 260H17V257L18 258H21V260H23V259H25V261L23 262V264L25 263V264H27L28 262H30L29 264H94V262H95V264L97 263V260H98V258L99 259H101L100 257H102V256H100L98 253H97V255H96V251H95V248H94V246L92 247L91 245L89 246V244H88V246H86L87 244V242L85 243V247H83V245H81L80 243H81V241H80V243H77V241L75 240V238H76V234H75V238H73L71 235H74V233H77L76 231H77V227H68V225L67 224H65V222H58L57 220H54V219H50V220H33V221H31V222H26V223H20V227H21V229L18 231V229H15V228H18L17 226H15V225H13V224H9ZM17 225V224H16ZM78 225V224H77ZM96 225V224H95ZM113 225V224H112ZM205 225V224H204ZM7 226V225H6ZM70 226V225H69ZM81 226L83 227V228H86L87 229V235H88V233H89V238H91L90 237V233H92V232H94V233H96V231H95V228H94V226L93 225H90V224H86V223H81ZM140 226V225H139ZM68 227V228H67ZM8 228V227H7ZM5 229V228H4ZM33 229V232L31 231ZM41 229H43V231H44V234H45V231L47 232L48 231V234L50 233L49 231L51 230V232H56V233H60V232H62V231H67V232H73V234H71L69 237L67 236V238H64L63 240L61 239L60 241H56V240H47V241H45L44 240V242H42L41 240H40V242H42V243H40V242H38L37 240H36V235L38 234V232H39V230H41ZM68 229H69V231H68ZM71 229V230H70ZM143 228H141V230H142ZM1 230V229H0ZM27 230H30V231H27ZM3 231V230H2ZM133 231V230H132ZM183 231V230H182ZM42 233V232H41ZM41 233H40V235L39 236H41ZM80 233V232H79ZM108 233V232H107ZM113 233V232H112ZM238 233H240V232H238ZM51 234L52 233H50V236H51ZM61 234V233H60ZM216 234V233H215ZM242 234V233H241ZM57 235V234H56ZM85 235V234H84ZM86 235V236H87ZM38 236V235H37ZM49 236V237H50ZM53 237V236H52ZM52 237H50V238H52ZM59 237V236H58ZM63 237V236H62ZM78 237V236H77ZM82 237V236H81ZM144 237V236H143ZM215 237H216V235H215ZM48 238V237H47ZM55 238V237H54ZM59 238H61V237H59ZM85 238L86 237H83V240H85ZM88 238V239H89ZM213 238H214V235L212 234L211 236H209V237H205V239L207 240H212V242H213ZM217 238V237H216ZM39 239V238H38ZM79 239V238H78ZM204 239V238H203ZM59 240V239H58ZM199 240V239H198ZM202 240V239H201ZM90 242H91V240H89ZM115 241V240H114ZM233 241V240H232ZM93 242V241H92ZM209 242V241H208ZM212 242H210V243H208L207 244V246L206 245H201V244H199V245H201L200 247L198 246L197 248H194L193 250H195L194 251V254H197V256H199L198 258H201L200 257V255H198V253L201 251L202 252V250L204 249H206L205 251L208 253V256L210 257V255L209 254H211V255H218V256H220V255H227V256H231L229 253H231V252H229V246L231 247V245L228 243V242H226V241H222L221 240V242H220V244H218V245H213L212 244ZM98 243L100 244L101 243V236H98ZM116 243V242H115ZM83 244H84V242H83ZM93 244H94V242H93ZM108 244V243H107ZM202 244H203V242H202ZM104 245V244H103ZM102 245V246H103ZM244 246V245H243ZM104 247V246H103ZM165 247V246H164ZM105 248V247H104ZM116 248V247H115ZM166 248V247H165ZM243 248V247H242ZM166 249H168V248H166ZM189 249V248H188ZM251 249V248H250ZM97 250V249H96ZM204 250H203V252H204ZM233 250V249H232ZM250 251V250H249ZM98 252H99V250H98ZM104 252H105V254H106V256H108V258H109V256H111L110 255V253L108 252V250H106V249H104ZM196 252V253H195ZM201 252H200V254H201ZM233 252V251H232ZM254 252H258V253H256V254H259V256L260 257H262V256H264V250H260V251H257V250H253V254H255ZM100 253V252H99ZM184 253H188V252H186V251H184ZM190 253V252H189ZM193 254V255H194ZM236 254V253H235ZM256 254H255V256H256ZM103 255V254H102ZM180 255V254H179ZM190 255V254H189ZM204 255V254H203ZM234 255V254H233ZM238 255V254H237ZM100 256V257H99ZM105 256V257H106ZM176 257H178L177 255H175ZM196 256V257H197ZM202 256V255H201ZM226 256V257H227ZM148 257V254H146V253H141L140 255H138V256H134V257H132V258H129V259H127V260H124V263L123 264H138V263H140L141 261H143V260H145L146 258ZM222 257V256H221ZM228 257V258H229ZM240 257V256H239ZM13 258V259H12ZM213 258V257H212ZM211 258V259H212ZM228 258H226V259H228ZM264 258V257H263ZM10 259H12V261L10 262L9 260ZM164 258H163V256H162V260H163ZM202 259H204V258H202ZM208 259V258H207ZM103 260V259H102ZM165 260V259H164ZM177 260L178 261H184V262H186L185 264H197L196 262H194V261H186V260H184V259H182L181 257H178L177 258ZM230 262H232L233 264H241V263H238L235 259H231V257H230ZM262 260V259H261ZM28 261V262H27ZM99 261V260H98ZM208 261V260H207ZM221 261V260H220ZM228 261V260H227ZM254 261V260H253ZM259 261V263H260V260H258ZM100 262V261H99ZM103 262V261H102ZM212 262V261H211ZM222 262V261H221ZM154 263V262H153ZM262 263H264V262H262ZM99 264H101V262L99 263ZM217 264V263H216ZM261 264V263H260Z\"/></svg>","mask_w":264,"mask_h":264}]
</instances>
